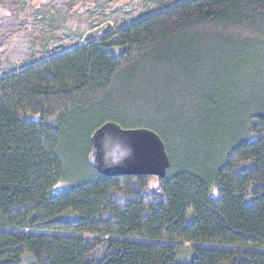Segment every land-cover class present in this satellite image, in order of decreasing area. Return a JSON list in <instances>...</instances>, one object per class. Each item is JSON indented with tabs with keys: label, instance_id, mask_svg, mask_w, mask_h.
Listing matches in <instances>:
<instances>
[{
	"label": "trees",
	"instance_id": "obj_1",
	"mask_svg": "<svg viewBox=\"0 0 264 264\" xmlns=\"http://www.w3.org/2000/svg\"><path fill=\"white\" fill-rule=\"evenodd\" d=\"M114 36L0 76V264H264V111L219 130L212 92L263 55L264 0H183ZM106 122L155 130L167 175L99 172Z\"/></svg>",
	"mask_w": 264,
	"mask_h": 264
},
{
	"label": "rangeland",
	"instance_id": "obj_2",
	"mask_svg": "<svg viewBox=\"0 0 264 264\" xmlns=\"http://www.w3.org/2000/svg\"><path fill=\"white\" fill-rule=\"evenodd\" d=\"M181 1L0 0V76L93 39L107 38V44H112L117 40L116 36L111 38L117 29ZM110 49L115 54L122 50L118 46ZM262 53L252 68L236 77H232L233 70L226 72L213 88L219 109L223 112V125L219 130H222L226 119L225 130L245 123L251 112L264 111ZM229 132L224 135H229ZM74 153L78 155L77 151ZM71 186L68 181L62 182L57 191ZM184 245L188 248L180 252V258L188 261L192 256L191 244Z\"/></svg>",
	"mask_w": 264,
	"mask_h": 264
},
{
	"label": "water",
	"instance_id": "obj_3",
	"mask_svg": "<svg viewBox=\"0 0 264 264\" xmlns=\"http://www.w3.org/2000/svg\"><path fill=\"white\" fill-rule=\"evenodd\" d=\"M90 163L106 175L165 177L171 158L163 138L146 127L102 124L91 137Z\"/></svg>",
	"mask_w": 264,
	"mask_h": 264
}]
</instances>
